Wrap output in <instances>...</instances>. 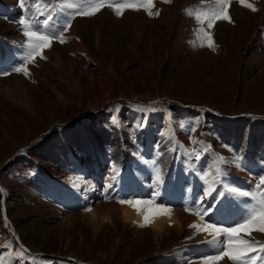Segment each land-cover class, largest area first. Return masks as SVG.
Listing matches in <instances>:
<instances>
[{
  "label": "rangeland",
  "instance_id": "rangeland-1",
  "mask_svg": "<svg viewBox=\"0 0 264 264\" xmlns=\"http://www.w3.org/2000/svg\"><path fill=\"white\" fill-rule=\"evenodd\" d=\"M115 1L0 0V73H9L0 74V84L16 81L33 106L14 103L16 92H0V264H203L218 254L219 245L201 240L190 225L180 232L171 226L157 239L147 225L122 223L111 205L102 211L111 221L93 227L58 177L79 174L76 161L94 173L91 190L76 186L89 194L91 207L111 203L120 182V193L198 218L205 209H225L231 227L260 210L264 0H229L230 21L213 18L220 10L215 0ZM93 3L100 4L94 15L77 14ZM46 11L56 13L53 21L60 17L61 23L50 21L54 31L73 16L88 59L70 51L73 27L62 34L65 42L54 39L42 55H30L35 37L26 35L34 31L28 24L43 22ZM20 66L27 75L13 71ZM42 175L54 179L55 191ZM231 185L252 195L238 196ZM205 192L211 195L201 203ZM68 214L72 223H61ZM242 234L233 247L257 241ZM219 240L228 243L226 235ZM225 261L233 264L227 258L213 264Z\"/></svg>",
  "mask_w": 264,
  "mask_h": 264
},
{
  "label": "bare ground",
  "instance_id": "bare-ground-1",
  "mask_svg": "<svg viewBox=\"0 0 264 264\" xmlns=\"http://www.w3.org/2000/svg\"><path fill=\"white\" fill-rule=\"evenodd\" d=\"M162 21L164 24L167 23L166 19H162ZM72 27L74 29L73 30L74 36H75L74 40H76L75 41L76 43L70 44V47H69L70 51L80 52L81 54H83V58L86 60V59H88L89 54L86 51L84 43L78 37V34H76L77 25L72 24L71 28ZM93 38H94V42H93L94 47L97 48V42H98V33L97 32L95 33ZM0 92L5 93L7 95L8 94H15V92H16L17 96H15V98H13V99H15L14 103L21 104L23 101L25 103V105H27L28 108H30V110L33 107V106L31 107L32 101L29 98H26V97L24 98V96L22 95L21 90L19 88V84L16 81L11 82L7 86L0 84ZM29 112L31 114V111H29ZM75 165H76L77 169H78V166H80V169L78 170L79 174H76V175L69 174V175L58 176V177L61 178L60 181L62 183L67 184L70 187V189L74 193H76V195H74L72 197V199L69 200L70 204L75 205L77 207H80V209H82L83 212L80 213L79 215H81V217H85L90 224H93V227H96V225L99 224L98 221L99 222H102L101 220L111 221L110 216H108V217L102 216V211L104 209H108L110 207V205H111L110 209L114 213H117V215H119L118 216L119 220L122 223L129 225L130 227H136V226L144 224L145 223L144 216L148 215L149 216V222L147 223V226L151 229L154 237H156L157 239L162 238L164 235L166 236L167 233L170 231L171 226L175 227V229H174L175 231L180 232L182 230V228H184L188 225L204 226L207 224H212V222L214 221V216H216L215 214H211L210 218L212 220H209L210 218H209L208 213L204 217L199 216V218H198V217H195L194 215H191L190 213L185 214V213H183L184 211L182 212V211L174 209V208H170V211H161L160 210L161 208H165L163 203H161V204L154 203V202L142 203L141 205H138L135 207L132 204H121L119 201L122 198L125 200H132V201H135L136 198L134 199L133 195H131L128 192L123 191L120 193V187H121V190L123 188H125L123 185L119 184L120 182L116 184V192H113V191L110 192L114 196V197H112L113 201L111 203L108 202L106 204V206H104V205H102L101 202H99L95 207H91L92 199H88V197H87L89 194H87L86 192H81L80 190H77L76 186L83 185L84 187L89 188L87 186L89 185V183L91 184V182L89 180L91 179V177L94 173H93V171H91V169L89 167H87L86 165H84L82 163H78L76 161ZM83 169H87V171L85 172V171H83ZM88 171H89V173H88ZM241 174H243V172ZM85 175H90V178L89 179L85 178ZM41 178H48L47 181H45V183H46L47 189L50 192L56 190L57 187L53 185V181H54L53 178L46 177L45 175H42ZM242 178L245 181H247V183L252 182V180H251L252 177L250 175H244L243 174ZM52 186H53V188L51 189ZM234 186H236V185H234ZM234 186L231 185L230 189L235 188ZM145 191H146V189H145ZM119 195H121V197H119ZM141 201H144V200H141ZM144 202H146V201H144ZM89 209H90V211H89ZM73 217H74L73 214L65 215L64 217H62V219H64V220L61 221V223L69 225L70 223H72ZM258 226L259 225L257 224V227ZM192 228L194 231H198L197 228H195V227H192ZM198 232H200L199 236H200L201 240H205V241L208 239L211 240L213 238V235H214L213 229H208L206 231H198ZM242 233L244 235L247 234L249 237H252L253 239H255L257 241L263 239L262 237H260L261 234L259 235L258 233H254L253 231H251L250 233L249 232H242ZM213 245H215V244H212V246ZM223 264H230V263L228 261H225Z\"/></svg>",
  "mask_w": 264,
  "mask_h": 264
},
{
  "label": "snow or ice",
  "instance_id": "snow-or-ice-1",
  "mask_svg": "<svg viewBox=\"0 0 264 264\" xmlns=\"http://www.w3.org/2000/svg\"><path fill=\"white\" fill-rule=\"evenodd\" d=\"M165 2H171V0H165ZM20 3L23 4V0H20ZM216 5L219 7V11L215 12L213 14L214 19H225L230 21V16L227 11V7L229 4V0H215ZM241 3H244V0H241ZM73 5H69V7H72ZM247 7L251 8L253 11H257L252 4H247ZM100 4L93 3L92 9L93 10H83L78 11V15L83 16H92L95 14V11L99 10ZM151 14V13H150ZM158 15V13H157ZM73 16L69 15L66 17L65 22L60 25V28L56 31H53L52 28L48 27L50 24V21L52 20L51 16H48L46 19L43 20L42 24L44 27V30L49 32L50 34H41L39 25H33L34 31L26 32V35L28 37H35V40L30 41V55H35L36 53L43 54V49L51 47L52 41L54 39H60V42H65L63 39V33L68 31V29L71 27ZM20 24L22 26H27V22L24 18H22L20 21ZM208 27H213L212 23L208 24ZM211 46V45H209ZM13 71L16 73L23 72L25 75H27V70L23 67H14ZM3 75H8L9 73L4 72L0 73ZM159 147V146H157ZM199 158L198 156L196 157ZM223 159V158H221ZM239 161V157L236 158ZM157 183L160 182L159 175L156 177ZM111 187V185H109ZM257 189L264 188V175L259 176V183L256 185ZM3 190L0 189V192ZM233 193H236L238 196L241 197H248L252 195V193L248 191H241L237 192L235 188L231 190ZM159 193H155V196H158ZM210 192H205L204 196L201 198V203L203 201L207 200L208 196H210ZM216 196L220 197V201L223 200L225 196L224 191H219L216 193ZM216 196H213V200H216ZM262 196H264V193H262ZM220 201H217L219 203ZM121 204H132L134 207L141 205L142 203H150V202H144L141 200H120ZM161 211H170V209L167 208H161ZM218 208H211L205 209V212L209 214V218L211 214H214L217 212ZM90 211V209H89ZM145 223L140 225L141 227L146 226L149 222V216H144ZM258 224V227L254 226ZM189 227H195L198 231H206L208 229L214 230V235L211 240H206L207 243L210 244H216L219 245V251L216 255L207 256L203 259V264H213V262L221 261L227 258L229 261H232L233 264H247L248 261H251L252 264H264V242H258V241H244L241 240L240 247H233L232 241L233 239H239V234L241 232H251L253 229L255 231H258L260 233H264V200L261 201L260 210L257 213V210L255 208H252L246 215V217L243 219V223H236L234 227H217L216 224H207L204 226L199 225H190ZM226 235L228 239V243L224 244L222 241L219 240L220 235ZM256 245H259L257 247Z\"/></svg>",
  "mask_w": 264,
  "mask_h": 264
},
{
  "label": "crops",
  "instance_id": "crops-1",
  "mask_svg": "<svg viewBox=\"0 0 264 264\" xmlns=\"http://www.w3.org/2000/svg\"><path fill=\"white\" fill-rule=\"evenodd\" d=\"M47 12V11H46ZM56 13H52V14H48V12H47V14H46V18L48 17V16H51V17H53L54 15H55ZM26 18H27V16H26ZM45 18V17H44ZM45 18V19H46ZM59 19V20H58ZM44 20V19H43ZM34 21V25H37V23L36 22H40V21H42V20H39V19H37V21H35V20H33ZM51 21H53V20H51ZM55 21H58V22H60L61 23V20H60V17L59 18H57ZM55 21H53V22H55ZM54 29H56V28H54ZM58 30V29H57ZM54 31V30H53ZM239 182V181H238ZM194 189V188H193ZM201 197V195L199 194V192H194L193 191V203H196L195 201L196 200H198V204H200V202H199V198ZM230 203L233 205V201L231 202L230 201ZM8 220H9V218H8ZM9 222V225L11 224V226H12V222L9 220L8 221Z\"/></svg>",
  "mask_w": 264,
  "mask_h": 264
}]
</instances>
